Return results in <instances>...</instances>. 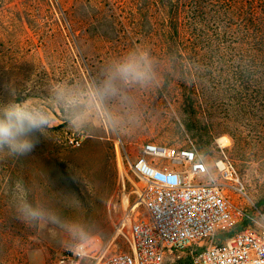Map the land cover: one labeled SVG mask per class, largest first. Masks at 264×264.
<instances>
[{"label":"rangeland","instance_id":"374dc122","mask_svg":"<svg viewBox=\"0 0 264 264\" xmlns=\"http://www.w3.org/2000/svg\"><path fill=\"white\" fill-rule=\"evenodd\" d=\"M167 2L0 0V108L25 103L49 120L28 155L0 153V264H71L67 251L96 237L129 251V210H144L142 185L124 173L146 142L191 140L213 171L224 138L246 195L264 199L258 47L213 27L181 41L168 33ZM129 61L141 78L120 73ZM79 135L71 146L68 136ZM24 202L43 218L26 225Z\"/></svg>","mask_w":264,"mask_h":264},{"label":"built area","instance_id":"2783aa9c","mask_svg":"<svg viewBox=\"0 0 264 264\" xmlns=\"http://www.w3.org/2000/svg\"><path fill=\"white\" fill-rule=\"evenodd\" d=\"M86 135L68 136L73 147ZM210 171L191 140L177 146L146 142L127 160L128 182L137 187L130 209L129 251L89 238L70 248L71 264H264V204L245 193L235 165L219 144ZM124 185V179L123 184ZM124 189V186H123ZM124 193V190H123ZM128 203V197L123 195Z\"/></svg>","mask_w":264,"mask_h":264},{"label":"trees","instance_id":"16d2710c","mask_svg":"<svg viewBox=\"0 0 264 264\" xmlns=\"http://www.w3.org/2000/svg\"><path fill=\"white\" fill-rule=\"evenodd\" d=\"M167 28L171 36L181 41L194 38L200 40L206 36L208 29L219 30L222 37L240 35L254 43L255 59L264 74V0H167ZM257 16H255L254 12ZM254 13V14H253ZM257 28L251 29L252 22ZM242 27L236 32H227L225 27ZM184 48H182L183 50ZM250 49V48H247ZM250 49V50H251ZM249 51V50H248ZM182 70L188 68L186 62L181 61ZM264 204V199L258 202Z\"/></svg>","mask_w":264,"mask_h":264},{"label":"clouds","instance_id":"9594fccd","mask_svg":"<svg viewBox=\"0 0 264 264\" xmlns=\"http://www.w3.org/2000/svg\"><path fill=\"white\" fill-rule=\"evenodd\" d=\"M119 71L124 76L141 78L142 73L134 62L122 64ZM49 126V120L39 111L25 103L8 104L0 108V153L14 156H26L35 147L32 139L34 133L41 132ZM26 225L39 221L44 211L24 202L17 208Z\"/></svg>","mask_w":264,"mask_h":264},{"label":"bare ground","instance_id":"6f19581e","mask_svg":"<svg viewBox=\"0 0 264 264\" xmlns=\"http://www.w3.org/2000/svg\"><path fill=\"white\" fill-rule=\"evenodd\" d=\"M224 138L223 139H219V143L220 144H222L223 142H224ZM223 145H224V143H223ZM119 147H116V152H117V157H118V159H119V156H120V153H119V149H118ZM120 160V159H119ZM120 164V163H119ZM122 167V166H121ZM122 169H123V167H122ZM124 170V169H123ZM123 172V171H122ZM125 172V171H124ZM125 176V175H124Z\"/></svg>","mask_w":264,"mask_h":264},{"label":"crops","instance_id":"0c3cea01","mask_svg":"<svg viewBox=\"0 0 264 264\" xmlns=\"http://www.w3.org/2000/svg\"><path fill=\"white\" fill-rule=\"evenodd\" d=\"M93 138H94V140L96 141V140H100V139H102L99 135L98 136H93Z\"/></svg>","mask_w":264,"mask_h":264},{"label":"snow or ice","instance_id":"6c2138e0","mask_svg":"<svg viewBox=\"0 0 264 264\" xmlns=\"http://www.w3.org/2000/svg\"><path fill=\"white\" fill-rule=\"evenodd\" d=\"M262 219H264V215H262V217H261Z\"/></svg>","mask_w":264,"mask_h":264}]
</instances>
